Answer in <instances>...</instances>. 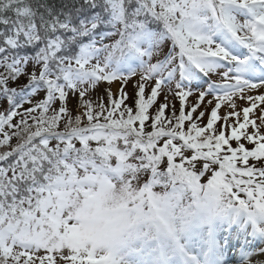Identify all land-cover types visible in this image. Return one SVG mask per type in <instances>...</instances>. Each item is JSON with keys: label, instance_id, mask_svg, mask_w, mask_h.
I'll list each match as a JSON object with an SVG mask.
<instances>
[{"label": "snow or ice", "instance_id": "6c2138e0", "mask_svg": "<svg viewBox=\"0 0 264 264\" xmlns=\"http://www.w3.org/2000/svg\"><path fill=\"white\" fill-rule=\"evenodd\" d=\"M0 264H264V0H0Z\"/></svg>", "mask_w": 264, "mask_h": 264}, {"label": "rangeland", "instance_id": "374dc122", "mask_svg": "<svg viewBox=\"0 0 264 264\" xmlns=\"http://www.w3.org/2000/svg\"><path fill=\"white\" fill-rule=\"evenodd\" d=\"M114 90H115V85H114ZM129 91H131V87H129ZM179 108V104H178V102H177V109ZM223 111H224V109L222 108L221 109V114H223ZM258 114V113H257Z\"/></svg>", "mask_w": 264, "mask_h": 264}]
</instances>
